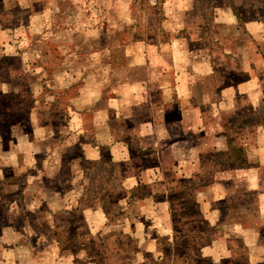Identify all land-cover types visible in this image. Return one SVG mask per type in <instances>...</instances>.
Returning <instances> with one entry per match:
<instances>
[{"label": "clouds", "instance_id": "1", "mask_svg": "<svg viewBox=\"0 0 264 264\" xmlns=\"http://www.w3.org/2000/svg\"><path fill=\"white\" fill-rule=\"evenodd\" d=\"M222 260L264 264V0H0V264Z\"/></svg>", "mask_w": 264, "mask_h": 264}, {"label": "rangeland", "instance_id": "2", "mask_svg": "<svg viewBox=\"0 0 264 264\" xmlns=\"http://www.w3.org/2000/svg\"><path fill=\"white\" fill-rule=\"evenodd\" d=\"M250 182H251V178H249ZM227 183L231 184L232 182L231 181H227ZM221 264H224V261L222 260L221 261Z\"/></svg>", "mask_w": 264, "mask_h": 264}]
</instances>
